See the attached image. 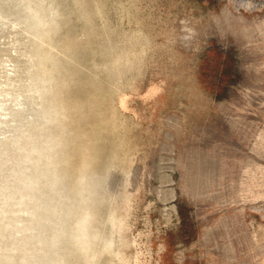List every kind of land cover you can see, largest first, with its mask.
<instances>
[{
	"label": "rangeland",
	"instance_id": "1",
	"mask_svg": "<svg viewBox=\"0 0 264 264\" xmlns=\"http://www.w3.org/2000/svg\"><path fill=\"white\" fill-rule=\"evenodd\" d=\"M0 264H264V0H0Z\"/></svg>",
	"mask_w": 264,
	"mask_h": 264
}]
</instances>
